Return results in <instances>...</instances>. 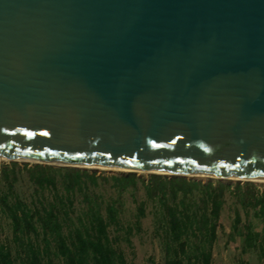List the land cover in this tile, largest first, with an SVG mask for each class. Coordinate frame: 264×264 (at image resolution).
I'll list each match as a JSON object with an SVG mask.
<instances>
[{"label": "water", "instance_id": "obj_1", "mask_svg": "<svg viewBox=\"0 0 264 264\" xmlns=\"http://www.w3.org/2000/svg\"><path fill=\"white\" fill-rule=\"evenodd\" d=\"M0 158L264 179V0H0Z\"/></svg>", "mask_w": 264, "mask_h": 264}, {"label": "trees", "instance_id": "obj_2", "mask_svg": "<svg viewBox=\"0 0 264 264\" xmlns=\"http://www.w3.org/2000/svg\"><path fill=\"white\" fill-rule=\"evenodd\" d=\"M23 169L34 186L30 203L13 190L18 180L17 163L0 164V183L6 188H0V234L5 223L11 231V241L0 240V264H54L55 259L64 264H125L109 236L110 227L122 229L121 210L115 201L95 193L101 184H110L119 194L136 190L138 184L143 187L147 199L157 207L165 239V264H184V260L212 264L211 248L222 227L227 195L246 217L243 223L240 210L234 208L230 239H243V254L259 247L264 255V191L252 182L232 187L157 174L147 181L136 174L102 176L81 168L43 164ZM196 195L198 200H194ZM144 209V202L138 205V217L144 216ZM251 211L263 223L261 232L252 231L247 219ZM125 233L129 237L132 228Z\"/></svg>", "mask_w": 264, "mask_h": 264}, {"label": "rangeland", "instance_id": "obj_3", "mask_svg": "<svg viewBox=\"0 0 264 264\" xmlns=\"http://www.w3.org/2000/svg\"><path fill=\"white\" fill-rule=\"evenodd\" d=\"M11 162H16L18 169V180L14 184L13 190L22 200L30 203L34 197V186L29 181L26 171L23 168L24 166L32 167L39 163L0 160V164H10ZM81 169L88 170L89 172H96L98 175L102 176L136 174L138 178L144 179L145 181L149 180L150 176L153 175L146 172L133 173L110 170L106 168ZM160 176L165 178L184 177L169 175ZM184 178L201 181L203 183L214 182L215 184L216 182H221L223 184H229L232 187L238 183H247L246 181L226 178H220L218 180L206 177L204 181L196 178ZM252 184H254L258 190L264 191V182H254ZM0 188L3 191L6 190L3 183H0ZM94 191L106 200L115 201L120 207V221L122 229L117 231L114 227H110L109 236L112 240L114 249L122 253L125 264H165L167 259L165 239L163 237V229L159 226L157 207L153 202H150L147 199L143 187L138 184V188L136 190L130 189L127 192L119 194L116 190L110 187V184H101L99 187L95 188ZM77 198L80 200L81 195H78ZM197 198L198 195L195 196L194 200H198ZM233 201L234 199L227 195V203L223 207L220 218V224L222 227L218 230V237L211 248L212 264H240L242 262L247 264H264V255H262L259 247L257 249L248 250L245 254H243L241 252L243 239L235 237L234 240H231L229 237L231 225L234 219V208L237 207L240 210L243 223L246 219L241 207L239 205H234ZM143 202L145 203V214L142 217H138L137 207ZM247 219L253 226V232H261L263 223L253 217V211L250 212ZM129 227L132 228V233L128 237L125 230ZM0 240L11 241V231L6 223L4 225V232L0 234ZM10 245L13 250H15V246L12 242ZM54 264H64V261L55 259ZM184 264H188L187 260H184ZM198 264H201V262Z\"/></svg>", "mask_w": 264, "mask_h": 264}, {"label": "bare ground", "instance_id": "obj_4", "mask_svg": "<svg viewBox=\"0 0 264 264\" xmlns=\"http://www.w3.org/2000/svg\"><path fill=\"white\" fill-rule=\"evenodd\" d=\"M0 160H13V159H7V158H0ZM14 161H17V162H34V163H37L35 161H31V160H28V159H14ZM41 164H52L50 162H46V161H40ZM80 168H106V169H110V170H116V171H127V172H133V173H137V172H146V173H149V174H158V175H169V176H184V177H188V178H196V179H200L202 181L205 180V178H213L211 176H208V175H199V174H196V175H191V174H185V175H176V174H172V173H166V172H160V171H148V170H144V169H120V168H112V167H108V166H103V165H95V166H81ZM219 179V178H218ZM232 180H241V181H246V182H264V179H258V178H253V177H249V178H231Z\"/></svg>", "mask_w": 264, "mask_h": 264}]
</instances>
